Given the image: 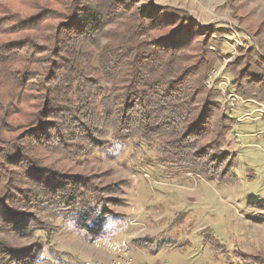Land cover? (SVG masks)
I'll list each match as a JSON object with an SVG mask.
<instances>
[{
    "label": "trees",
    "instance_id": "1",
    "mask_svg": "<svg viewBox=\"0 0 264 264\" xmlns=\"http://www.w3.org/2000/svg\"><path fill=\"white\" fill-rule=\"evenodd\" d=\"M142 1L0 0V136L28 127L0 154V230L6 234L46 231L40 215L57 219L73 211L84 237L103 235L113 211L104 208L98 183L42 160L50 151L85 159L104 147L108 131L115 140L155 143L158 164L209 177L223 167L216 173L221 179L232 170L234 157L222 145L233 119L219 91L204 86L217 59L209 39L223 29L206 27L211 35L196 45L201 27L187 10ZM35 64L41 65L37 82L31 81ZM260 76L249 81L257 91L240 93L264 102ZM34 89L41 95L30 96ZM18 115L23 122L8 120ZM207 137L203 147L193 145ZM155 239L133 242L150 248ZM1 246L4 264L49 260L43 244L36 250Z\"/></svg>",
    "mask_w": 264,
    "mask_h": 264
},
{
    "label": "rangeland",
    "instance_id": "2",
    "mask_svg": "<svg viewBox=\"0 0 264 264\" xmlns=\"http://www.w3.org/2000/svg\"><path fill=\"white\" fill-rule=\"evenodd\" d=\"M154 1L187 10L199 22L201 36L195 39L196 45L211 35L206 27L216 24L223 29L210 36L209 48L217 59L206 73L204 86L219 91L221 105L233 119L222 145L234 157L232 170L221 179L216 173L223 167L209 177L187 173L177 165L158 164L155 143L115 140L110 131L104 136L108 140L104 147L85 159L66 160L56 152H46L44 164L81 174L85 180L93 178L104 197V208L111 209L113 217L107 218L103 235L90 240L76 230L73 211L57 219L40 215L46 231L16 237L0 230L1 249L36 250L43 244V255L49 260L34 264L105 263L125 249L137 263L147 260L149 264H255L252 257L264 259V102L240 93L257 91L249 81L260 75L264 78V0ZM39 68L40 64L32 65L31 81L37 82ZM29 94L37 96L41 91ZM8 120L16 124L24 118L18 115ZM27 128L18 125L4 131L0 154L6 143L18 141ZM195 138L190 136L188 144ZM210 139L193 145L203 147ZM147 235L155 236L157 243L150 248L134 244L133 240ZM6 261L0 259V264Z\"/></svg>",
    "mask_w": 264,
    "mask_h": 264
},
{
    "label": "built area",
    "instance_id": "3",
    "mask_svg": "<svg viewBox=\"0 0 264 264\" xmlns=\"http://www.w3.org/2000/svg\"><path fill=\"white\" fill-rule=\"evenodd\" d=\"M232 96L228 95V98ZM232 104V102H231ZM137 224V222H135ZM83 264H149V261L138 262L134 260V257L130 254V251L125 249L122 253L115 257H110L107 262H101L99 260H94L93 262L85 261Z\"/></svg>",
    "mask_w": 264,
    "mask_h": 264
},
{
    "label": "crops",
    "instance_id": "4",
    "mask_svg": "<svg viewBox=\"0 0 264 264\" xmlns=\"http://www.w3.org/2000/svg\"><path fill=\"white\" fill-rule=\"evenodd\" d=\"M133 235H134V233H133Z\"/></svg>",
    "mask_w": 264,
    "mask_h": 264
}]
</instances>
